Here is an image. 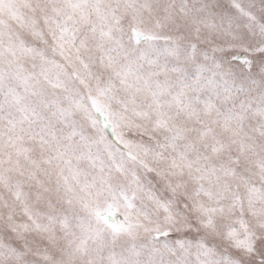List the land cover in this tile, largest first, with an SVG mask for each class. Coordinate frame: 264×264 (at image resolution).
I'll use <instances>...</instances> for the list:
<instances>
[{"label":"snow or ice","instance_id":"obj_1","mask_svg":"<svg viewBox=\"0 0 264 264\" xmlns=\"http://www.w3.org/2000/svg\"><path fill=\"white\" fill-rule=\"evenodd\" d=\"M0 264H264V0H0Z\"/></svg>","mask_w":264,"mask_h":264}]
</instances>
